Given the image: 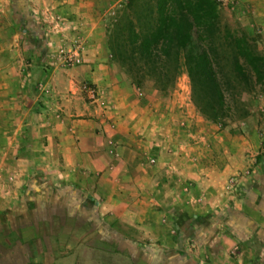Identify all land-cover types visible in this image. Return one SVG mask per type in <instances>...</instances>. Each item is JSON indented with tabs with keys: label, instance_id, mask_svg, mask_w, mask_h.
Segmentation results:
<instances>
[{
	"label": "crops",
	"instance_id": "crops-1",
	"mask_svg": "<svg viewBox=\"0 0 264 264\" xmlns=\"http://www.w3.org/2000/svg\"><path fill=\"white\" fill-rule=\"evenodd\" d=\"M24 15L31 34L41 25L40 14ZM61 16L67 35L70 28L84 30L91 18L98 20L84 64L49 63L41 73L37 59L0 62V243H7L0 249L1 264H28L34 257L28 255L24 229L45 221L55 228L48 233L49 244L59 233L70 235L71 246L49 255L54 264H77L84 254L80 245L92 239L84 229L91 221L137 231L134 238L117 232L112 239L119 248L147 245L144 255L119 251L129 261L146 255L148 264H160L173 252L199 264H264L263 182L255 184L256 198L246 203L247 211L259 213L257 226L251 220L237 225L233 192L226 191L232 177L250 183L258 140L230 139L225 147L217 135L199 140L198 134L188 141L195 130L189 129L181 104L159 113L149 101L143 105L136 99L131 80L114 74L101 18ZM85 84L97 88L96 101L81 90ZM225 209L232 214L223 219V234L202 224L204 217ZM67 223L75 231L67 230ZM87 256L88 264L89 257L98 258ZM103 259L93 263L104 264Z\"/></svg>",
	"mask_w": 264,
	"mask_h": 264
},
{
	"label": "rangeland",
	"instance_id": "rangeland-1",
	"mask_svg": "<svg viewBox=\"0 0 264 264\" xmlns=\"http://www.w3.org/2000/svg\"><path fill=\"white\" fill-rule=\"evenodd\" d=\"M127 2L128 0H90L89 3L81 4L75 2V0H0V62L4 63L5 61L6 63L12 58L13 61L15 60L17 64H20L23 61L22 59L25 58H32L35 61L37 59V67L39 68L42 65L43 69L41 68L39 71L43 73V71H47V66L58 61L55 53L57 46L77 41L84 44L86 47L85 53L88 54L89 45L91 44L89 43V39L92 37L90 36V31L93 30L94 23H97L98 20L91 18L88 27L84 28V30L81 27L76 30L70 28V34L67 35V28L63 20L65 17L61 16V14H92L96 19L101 18L99 23L106 31L105 50L114 74L119 78L131 80L138 89V98L136 99L141 101L140 103H143V105L149 101L160 109L161 112L159 113L163 114L166 108H177L181 104L190 122L189 129H192V131L199 129L197 133L194 131L192 134H188V141L192 142L196 140L194 136L198 134L199 140L207 139L205 137L209 134L217 135L219 137V144L225 147L230 139L239 144L244 143V141L250 142L249 140L251 139L252 141L258 140L256 152L253 155L252 162L249 163L251 166L248 168L251 171L250 173H252L250 183L249 179L239 183L240 176H235V178L232 177L228 180L226 186V191L230 195L233 192L232 196L236 202L233 214L235 215L237 225L244 226L247 221L251 220V222L253 221V225L257 226L260 223L258 218L259 213L247 211L246 203L256 198V183L262 181L263 184L262 182L261 184L264 187V90L243 94L241 96L243 104L241 102L233 103V101L230 103L231 114L227 119L211 121L197 110L192 101L191 81L183 57H180L178 63L175 83L173 86H169L167 90L158 89L154 80L146 74L141 75L142 73H140L136 78L137 81H133L127 72L128 69L125 64L117 62L111 56L109 43V30L113 19L116 14L123 12ZM217 2L222 29H229L236 37L246 35L256 38L259 48L264 53V0H217ZM128 13L136 14L134 11H128ZM24 14H40L41 18L39 21L41 25L35 21V24H37L33 28L34 32H31V34L27 33L28 28H26L27 23L24 21ZM131 17L135 19L134 16ZM85 60L86 57L83 64ZM138 61L139 65L145 66L141 59H138ZM3 73L6 74L4 71ZM203 151V146L201 147L199 143V152ZM246 153L249 154L248 152ZM241 176L248 177L244 176V174H241ZM233 182L236 185L233 188L228 187ZM262 191L264 193V189ZM229 213L232 214V211ZM229 213L227 209L224 211L215 210L213 212L214 217L212 218V215L204 217L202 224L212 225L216 228L214 233L223 234L226 232L223 219H226ZM255 220L258 222L257 224L254 222ZM65 228L69 231H75V226L69 223H67ZM84 229L87 230V235H92V239L90 241L87 240L88 242L86 243L91 247L98 246L99 248L110 250L115 249L129 256L132 253L141 254V252L144 255L143 249L147 250V245H143L144 248H142L141 246H126L127 244H125L124 248H119L115 241L112 242L113 236H116L117 232H123L125 235L134 238L133 236L137 235V231H133L131 227H102L91 221L90 227L86 226ZM112 230L114 231L112 232ZM24 232L28 241V255L29 257H34L28 264H54L48 260L49 255L51 256L53 252L65 251L67 245L71 246L70 235H62L61 233L54 236L53 242L49 244L47 241L51 239V235L48 233L55 232V228L47 226L46 221L43 226L39 227L28 225L24 229ZM0 234L2 235L3 231H0ZM5 245L7 243L1 242L0 249H3ZM87 245H80L84 254L82 253L83 256L79 257L77 264H88L87 254L90 249ZM125 255L121 254L120 258H117L119 264H127ZM167 255L166 260H161L160 264H199V260L197 262L196 258L193 260L190 257L176 255L173 252H169ZM136 256L138 257L136 258L137 261L133 260L135 261L133 262L131 260L133 264H148V261L146 262V259H143L146 255L145 257H139L141 255ZM89 258L92 259L90 264H94L93 262L96 258ZM2 262L3 260L0 258V264Z\"/></svg>",
	"mask_w": 264,
	"mask_h": 264
},
{
	"label": "trees",
	"instance_id": "trees-1",
	"mask_svg": "<svg viewBox=\"0 0 264 264\" xmlns=\"http://www.w3.org/2000/svg\"><path fill=\"white\" fill-rule=\"evenodd\" d=\"M109 43L133 81L146 74L160 90L174 85L183 57L192 101L211 121L227 119L230 103L243 104V94L264 90V53L256 38L222 29L217 0H128L113 19ZM87 246L90 255L107 258L104 264H119V251Z\"/></svg>",
	"mask_w": 264,
	"mask_h": 264
},
{
	"label": "built area",
	"instance_id": "built-area-1",
	"mask_svg": "<svg viewBox=\"0 0 264 264\" xmlns=\"http://www.w3.org/2000/svg\"><path fill=\"white\" fill-rule=\"evenodd\" d=\"M86 47L84 44L77 41L71 42L70 44L57 46L55 53L58 64L64 68H72L80 66L84 62ZM92 101L98 99V90L93 85H83L81 88Z\"/></svg>",
	"mask_w": 264,
	"mask_h": 264
}]
</instances>
